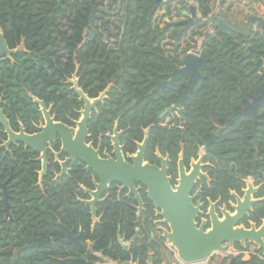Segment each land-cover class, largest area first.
<instances>
[{"label":"trees","instance_id":"1","mask_svg":"<svg viewBox=\"0 0 264 264\" xmlns=\"http://www.w3.org/2000/svg\"><path fill=\"white\" fill-rule=\"evenodd\" d=\"M190 4L196 6L197 15L182 32L181 26L173 25L179 21L174 17L184 11L191 14ZM164 7L162 19L170 21L160 25L157 12ZM254 25L234 24L227 12L213 8L211 0H0V30L14 50L0 62V103L14 131L24 126L33 133L44 121L37 100L51 108L57 121L72 125L79 119L84 102L70 82L74 75L90 98L110 85L108 97L89 122L93 138L111 131L117 114L124 113L119 127L126 129L122 136L126 150L134 151L133 140L141 141L149 128L145 159L159 162L155 155L159 148L170 157L169 174L174 179L180 151L188 163L197 157L201 140L216 133L218 154L205 155L210 183L204 196L229 203L234 201L232 192L243 195L246 181L252 179L259 187L254 197L260 200L244 222L261 225L264 103L255 114L243 112L230 120L264 90V30ZM197 47L206 58H213L210 64L217 75L211 83L204 70L206 79L185 101L186 118L164 126L159 114L178 99L184 85L163 96L149 94L153 80L160 78L167 58L175 59L166 51ZM7 139L0 124V144ZM38 158L22 143L0 149V183L9 181L7 195L0 187V252L13 249L9 256L0 254V264H83L76 259L83 254L74 245L53 241L29 247L48 237H65L63 225L81 234L82 241L94 243L84 256L95 264H107L104 258L117 264L130 261L132 251L121 245L118 233L131 240L136 220L149 225L152 204L148 201L150 210L137 216L134 199L112 193L99 205L100 219L95 223L90 206L81 201L88 197L82 187H93L91 173L81 163H72L70 174L55 180L59 166L51 163L41 178ZM135 245L137 264H167L174 258L173 252H164L162 240L145 237ZM237 258L240 264H264V251L256 247L248 260Z\"/></svg>","mask_w":264,"mask_h":264},{"label":"water","instance_id":"2","mask_svg":"<svg viewBox=\"0 0 264 264\" xmlns=\"http://www.w3.org/2000/svg\"><path fill=\"white\" fill-rule=\"evenodd\" d=\"M168 1V0H167ZM187 1V0H185ZM188 9L191 11V16L187 19H182L173 22V25L182 26V32H185L195 22L197 15V8L191 4ZM251 20L260 23L264 30V17L253 16ZM14 50L10 49L0 30V62L3 58L10 56ZM213 58H206L202 53H188L179 64L183 67L180 70H174L168 74L169 80L158 83L157 87L170 86L183 74L190 76L189 83L184 91L181 99L177 103L181 106L183 100L190 94V91L199 77H202L199 71L200 67H207L213 76L215 73L210 66ZM261 62L257 63V65ZM171 66L172 62H168ZM76 83V82H75ZM77 93L85 102V107L82 110V118L75 121L77 128L70 127L63 122L55 120L51 115V110L48 109L43 100H37L41 106L45 118V124L39 126V132L35 134H27L23 127L19 132L12 129L10 121L7 118L2 105L0 103V124L5 129L8 139L0 144L1 148L10 149L12 144L23 143L26 148H31L40 154V159L43 160V169L41 175L45 174L48 168V152L50 146L57 140L61 141V151L55 153L58 157L61 154H67L68 158L62 162V172L60 175L68 171L67 164L69 161H80L86 164L87 170H93L98 177L99 182L94 181L96 190L86 191L90 193L92 199L85 200L91 206L93 218L96 220L97 205L104 200L102 198L103 192L113 183H118L119 192L129 190L128 196H134L139 202V211L142 210L144 202L140 194V189L145 187L148 199L154 204L160 217L158 223L170 226V230H164L162 235L167 243L176 249L178 257L185 263H194L206 261L212 258L215 253H227L228 249L233 250L241 246L247 249V244H252L255 247L264 251V220L261 225L249 220L247 224L244 223L249 218L253 206L260 200L254 197L258 190L253 181H246V188L243 195L232 192L234 201L229 202L231 210L228 209L226 203L221 204L220 200L209 201L206 208L205 202L197 200L199 192L192 194L196 182L200 178H208V175L203 172L207 164L203 163V158L200 157L197 162L192 161L189 173L184 164L183 155L179 161V184L172 186L171 177L168 175V158L160 156L161 166L145 162L144 152L147 143L145 141L139 145L137 155L130 156L129 159L133 162H128L124 159L121 147L119 144V134L117 130L116 136L112 137L115 147V159H102L99 156L100 150H95L91 145L86 144V138L89 136L88 122L92 111L97 104L101 102L105 96L102 93L96 99H89L84 91L75 85ZM264 103V90L262 93L248 102L247 106L234 115L230 120L238 117L240 113L251 112L255 114L256 107ZM215 135L208 142H203L205 150L211 149V143L215 140ZM140 184V187H136ZM1 187H5L6 183H0ZM206 208V211H205ZM205 215L201 223L199 219ZM208 221L210 225H208ZM138 224V222L136 223ZM67 237L63 238L57 236L55 238L48 237L34 243L29 247L41 246L57 241L60 244L75 245L79 251L86 252L88 250V243L82 242L80 235H75L73 230L65 227ZM139 236L138 231L132 238L134 242ZM119 241L126 250H132V259L123 262L122 264H137L138 253L137 248L130 242H127L119 233ZM13 249L9 251L0 252L9 256ZM83 264H94L93 261H88L83 257L76 258ZM223 259L215 260V264H240L237 256H232L226 262ZM152 259H149L151 262Z\"/></svg>","mask_w":264,"mask_h":264},{"label":"flooded vegetation","instance_id":"3","mask_svg":"<svg viewBox=\"0 0 264 264\" xmlns=\"http://www.w3.org/2000/svg\"><path fill=\"white\" fill-rule=\"evenodd\" d=\"M190 6V5H189ZM187 19V18H185ZM182 27V26H181ZM183 28V27H182ZM188 53H202V51L200 50L199 47L197 48H191L185 52H182L181 50L179 51H173V50H168L165 52L166 56L167 57H173L175 58L174 60L170 59V58H167L166 61H167V65L166 67L163 69V71L160 73V78L157 79V80H153L154 82V86L153 88H151V90L149 91V94H159V95H165L167 90H170L172 88H175L176 85L178 84H181L183 83L184 85V88L183 90H180V95L178 97V99H176V101L172 102L169 106H166L164 108V110L159 114V117L163 119V121L161 122L162 125L166 126H172L175 124V121H178L181 123L185 118H186V110H185V101L191 97V94H192V91L193 89L199 84V83H202L205 79H206V75L204 73V70H206V72L208 73L210 79H211V83H213L214 81V77L217 75L216 71H214V69L212 68L211 64V68L213 69L214 71V75L212 76L211 75V71L207 68V67H200L199 68V71H200V74L202 77H199L196 82L194 83L191 91H190V94L183 100L181 106H178L177 103L179 102V100L181 99V96L183 95L184 91L186 90V87L189 83V79H190V76L188 74H183L182 76H180L177 80H175L172 85L170 86H162V87H157L158 83L160 82H164V81H167L169 80V76L168 74H170L174 68L177 69V70H180L182 69L183 67L179 64L180 60L183 59V57L188 54ZM204 56V55H203ZM205 57V56H204ZM168 62H172V66L168 63ZM259 65V64H258ZM258 67V66H257ZM256 67V68H257ZM70 82L73 83V88L75 89V85L77 84V87L81 88L83 91L84 89L80 86L79 84V78L74 75L73 78H71ZM76 82V83H75ZM109 87H111L109 85ZM109 87L107 89H105L104 91H102L97 97L95 98H90L84 91V93L88 96L89 99L93 100V99H96L98 97H100V95H102V93H105V96L103 98V100L101 102H103L107 97H108V90H109ZM76 90V89H75ZM77 92V91H76ZM79 95V94H78ZM79 99L81 101H83L81 98H80V95H79ZM84 102V101H83ZM99 102L96 106V108L92 111L91 113V117H92V114L96 111H98V105L101 103ZM47 105V104H46ZM48 107V106H47ZM85 107V102H84V106L81 110H79V114H80V117L79 119L77 120H74L73 121V124L72 125H68L70 127H74V128H77V125L75 124V121H79L81 118H82V110L84 109ZM48 109L51 110L50 107H48ZM43 113V112H42ZM51 115H52V111H51ZM124 113H119L117 114V118L115 119L114 121V126H113V129L111 131H108L106 133H100L98 136H97V139L93 138V135L92 133L90 132V129H89V122H88V130H89V136L86 138V144L87 145H91L95 150H100L99 152V156L100 158L102 159H108L109 157L110 158H114L115 159V156H116V153H115V147H114V141L112 140V137H115L116 136V132L115 130H117L118 134H119V144H120V147H121V151H122V154H123V157L126 161L128 162H133L132 160L129 159L130 156H133V155H137V152L139 150V145L142 144L145 139L147 138V143H146V147H145V152H146V149H147V145H148V141H149V128H145L144 129V137L141 141H138V140H133V142L136 144V149L134 151H128L126 150V147L127 145L122 141V136L124 135V133L126 132V129H123V128H120L119 127V119H121L123 117ZM44 116V115H43ZM54 116V115H52ZM90 117V119H91ZM55 118V116H54ZM56 120V119H55ZM57 121V120H56ZM58 122H61V121H58ZM64 123V122H63ZM45 124V118H44V121L41 122L40 124L37 125V131L36 132H33V133H29L26 131V129L24 128V126H21L24 128L25 132L27 134H35V133H38L39 132V126L41 125H44ZM182 127V125H180ZM21 129V128H20ZM20 131V130H19ZM17 131V132H19ZM216 136L215 137V140L211 143V149L209 150H205L204 148V145H203V142H208L212 139L213 136ZM218 138V135L216 133L212 134L207 140H201L200 142V146H199V149H198V155L197 157H192L190 159V161L187 163L186 162V159H185V154H184V151H180L179 155H178V160H177V176L175 177V179L172 177V175L169 174V164H170V157L169 155L167 154H163L161 153L160 149L157 148L156 151H155V155L158 157L159 159V162H155V163H151L149 161H147L145 159V152H144V160L145 162H149L151 164H156L158 166H161V160H160V156L164 157V158H168L169 161H168V175L171 177V183H172V186L175 187L176 185L179 184L178 180L180 179L179 177V161L181 159V155H183V160H184V164L186 166V169L189 173V170L191 169V163L192 161H195L197 162L199 160L200 157L203 158V163L207 164V166L203 169V172L206 173L208 175V172H207V167L210 165V162L206 161L205 160V155L208 154V153H212V154H218L217 151L214 149V143L216 142ZM185 143V139L183 137V139L181 140V144H184ZM15 144V143H14ZM19 144V143H18ZM23 144V143H22ZM25 146V145H24ZM11 148V147H10ZM26 148V147H25ZM61 148H62V144H61V141L60 140H57L56 142H54L51 146H50V149H49V152H48V167L51 163H54V164H57L59 166V169L55 171V176H54V179H58L60 177H63L65 175H69L71 170H72V167H71V164L72 163H81L83 165V169L89 173H91V181L93 183V187L90 188V187H85L83 186L82 189L84 190V192L88 195L87 198H83L81 199L82 202L86 203L85 200H90L92 199V196L90 195V193H88L86 190L89 189V190H96V187L94 185V181H97L99 182L98 180V177L97 175L95 174V172L93 170H87L86 169V164H84L83 162H80V161H69L68 164H67V167H68V171L63 174V175H60L61 172H62V162L66 161V159L68 158V155L67 154H61L59 155L58 157L55 156V153H58L61 151ZM27 149H31V148H27ZM34 151V150H33ZM36 152V151H35ZM39 154V153H38ZM52 159V162L51 160ZM38 160H41L42 161V169H43V160L40 159V154H39V158ZM42 171V170H41ZM41 171H40V176L41 178L44 176L41 175ZM47 171H48V168H47ZM46 171V172H47ZM45 172V173H46ZM208 178H209V175H208ZM175 181V182H174ZM8 182L9 181H6V182H3V183H6V186L5 187H1L5 194L7 195L6 191H7V185H8ZM2 183V184H3ZM210 183V178L209 179H206V178H200L196 184H195V187H194V190H193V193L192 194H195L197 192H199V197L197 200H200L201 202H205L207 203L206 204V208L207 206L209 205V201H212L210 198H207L204 196V191H205V187H206V184H209ZM136 187H140V184H136ZM112 193H115L118 197H125V198H129V199H134L136 201L137 204H135V208H136V214L137 216H140L144 211H147L148 209L150 210V208L147 206V202L149 201L151 204H152V207H151V216H150V220H149V225H146L144 223H141L139 220H136L134 222V225L136 227V232L138 231L139 233V236L138 238L132 242V239L131 240H126L127 242H130L132 245H134L136 247V241L141 239V238H145L147 237L149 240H162L165 245H166V250H164V252H170L171 249H170V245L167 243V241L165 239H163L162 235L164 234V230H170V226L168 224H165V225H162L160 223H158L160 217L157 215L158 211L156 209V207L154 206V204L148 199V196L146 194V188L143 187L140 189V194L142 196V199H143V202H144V206L142 208L141 211H139V202L137 201V199L132 195V196H128V193H129V190H124L122 191L121 193L119 192V188H118V183H113L111 184L104 192H103V195H102V198H104L103 201H101L100 203H98L97 205V212H98V207L101 203L105 202L108 197L112 194ZM6 201H7V198H6ZM229 202H232V200H230ZM8 204V203H7ZM87 204V203H86ZM221 204H224V203H221ZM88 205V204H87ZM228 209L231 210V205L229 203H226ZM90 206V205H88ZM206 208H205V211H206ZM90 209H91V206H90ZM7 215H8V219L12 220V216L9 214V206H7ZM91 214H92V209H91ZM92 217H93V214H92ZM203 218H206L205 215L201 216L200 219L198 220L199 223H201L202 219ZM100 219V217L98 216V213L96 214V220L93 218L94 222H98ZM138 222V224H136ZM245 224H247V222H244ZM208 225H210V222L208 221ZM64 229L65 227L67 226H64ZM68 228V227H67ZM69 229V228H68ZM70 230H73V229H70ZM66 231V229H65ZM74 231V230H73ZM135 232V234H136ZM120 233V231H119ZM119 233H118V236H119ZM74 234H75V231H74ZM134 234V236H135ZM75 235H80V239H81V234H75ZM121 236V234H120ZM133 236V237H134ZM62 237V236H61ZM67 237V231H66V236L63 237V238H66ZM122 237V236H121ZM119 240V238H118ZM82 241V239H81ZM57 242V241H56ZM82 242H85V243H88V250L86 252H81L79 251L81 254H83V256H80V257H83L85 258L86 260L88 261H91L89 259H87L84 255L87 254L89 251L92 250V246L94 245L93 242L91 241H82ZM120 242V241H119ZM59 243V242H58ZM69 245H73V244H69ZM67 245V246H69ZM75 246V245H74ZM76 247V246H75ZM77 248V247H76ZM137 248V247H136ZM78 249V248H77ZM131 250V249H130ZM150 252L152 251V249L150 248L149 249ZM132 251V250H131ZM172 252V251H171ZM138 253V251H137ZM152 259V257H150ZM149 258V259H150ZM105 259V258H104ZM109 259V258H108ZM132 259V258H131ZM105 261V260H104ZM113 261V260H112ZM149 261V260H148ZM106 262V261H105ZM115 262V261H114ZM152 262V261H151ZM149 262V263H151ZM95 264V263H94Z\"/></svg>","mask_w":264,"mask_h":264},{"label":"crops","instance_id":"4","mask_svg":"<svg viewBox=\"0 0 264 264\" xmlns=\"http://www.w3.org/2000/svg\"><path fill=\"white\" fill-rule=\"evenodd\" d=\"M216 3L218 4V6L216 5ZM211 4L216 11L223 10L227 12L230 16L231 21L234 24L238 25H243L246 23H250V25H252L255 23L254 28L256 29L258 28V25H260V23L255 20H251V18L253 16L264 17V0H211ZM158 13L161 16L164 13V8L160 9L157 14ZM185 14L186 11H184L183 14L176 19H185ZM248 181H252V179H248ZM255 248L256 247L252 245L249 249L254 250ZM249 258L250 255H245L241 259L246 261ZM104 260L107 264H117L116 262H113L108 258H105ZM216 260H219V257H217ZM162 264H165V262H163ZM211 264H215V262H212Z\"/></svg>","mask_w":264,"mask_h":264},{"label":"built area","instance_id":"5","mask_svg":"<svg viewBox=\"0 0 264 264\" xmlns=\"http://www.w3.org/2000/svg\"><path fill=\"white\" fill-rule=\"evenodd\" d=\"M164 11H165V7H164ZM177 17H174V20ZM171 251L173 252L174 258L167 264H211L212 262L214 263L215 260H213L212 258L206 261H201V262H194V263H185L184 261H182L179 257H178V253L176 251L175 248H173L172 246H170ZM253 250H246L244 248H237L235 250L229 248L227 253L223 254V253H217L219 256V259H224L226 257H231V256H240L241 258H243V256L245 255H251ZM215 255V254H214Z\"/></svg>","mask_w":264,"mask_h":264},{"label":"rangeland","instance_id":"6","mask_svg":"<svg viewBox=\"0 0 264 264\" xmlns=\"http://www.w3.org/2000/svg\"><path fill=\"white\" fill-rule=\"evenodd\" d=\"M191 5V4H190ZM216 5L218 6V4L216 3ZM216 7V6H215ZM217 8V7H216ZM159 14V13H158ZM185 16H191V14L189 13V12H186V14H185ZM157 19H160V21H161V24L160 25H164L166 22H168V21H170V19L169 18H165L164 20L162 19V15L160 16V15H158L157 16ZM215 255L217 256V257H219L218 256V254L217 253H215ZM173 258V257H172Z\"/></svg>","mask_w":264,"mask_h":264}]
</instances>
